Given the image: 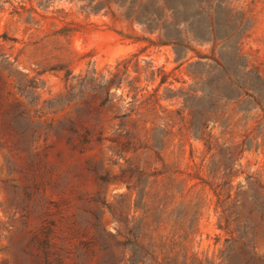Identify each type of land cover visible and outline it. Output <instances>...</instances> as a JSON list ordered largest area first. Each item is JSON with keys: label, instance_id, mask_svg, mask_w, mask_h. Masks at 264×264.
Masks as SVG:
<instances>
[{"label": "rangeland", "instance_id": "rangeland-1", "mask_svg": "<svg viewBox=\"0 0 264 264\" xmlns=\"http://www.w3.org/2000/svg\"><path fill=\"white\" fill-rule=\"evenodd\" d=\"M147 46L142 58L179 81L174 91L195 86L187 71L198 63L193 71L211 77L206 91L221 71L244 87L227 103L244 129L264 116V0H0V264H50V245L63 254L62 264H78L74 253L88 238L72 232L90 210H101V225L113 230L98 202L125 190L119 181L99 180L102 173L118 172L109 161L110 144L82 146L69 126L74 121L79 129L92 128L100 119L106 138L119 106L100 108L88 90L89 120L79 119L77 108L86 105L70 91L74 82L65 72L53 69L64 64L77 77L106 72ZM242 165L245 174L264 179L261 139L245 152ZM216 224L208 204L197 239L200 254L217 255L228 237ZM256 247L264 255V237ZM240 250L225 264H241ZM85 264H100V256Z\"/></svg>", "mask_w": 264, "mask_h": 264}, {"label": "trees", "instance_id": "trees-1", "mask_svg": "<svg viewBox=\"0 0 264 264\" xmlns=\"http://www.w3.org/2000/svg\"><path fill=\"white\" fill-rule=\"evenodd\" d=\"M148 48L119 59L106 72L93 69L77 77L64 64L53 69L65 72L74 82L70 91H77L86 105L77 108L79 119L89 120L88 90L100 100V108L119 106L106 138L100 119L92 128L79 129L70 122L71 136L82 146L109 142V161L118 172L113 177L102 173L99 180L119 181L125 189L111 200H98L114 231L101 225L99 209L80 216L72 234L88 239L76 248L78 264L95 256H100V264H225L237 246L241 264H264L256 247V240L264 237V179L245 174L242 165L245 152L259 139L264 146V116L252 119V129H244V120L227 104L234 100L232 94L241 96L244 87L221 71L206 91L211 77L193 71L198 63H190L187 71L195 86L174 91L179 81L153 59L142 58ZM166 101L180 106L174 109L164 105ZM242 175L245 183L236 184ZM208 204L217 216V229L228 235L211 257L196 251ZM62 261L63 254L50 245V264Z\"/></svg>", "mask_w": 264, "mask_h": 264}]
</instances>
